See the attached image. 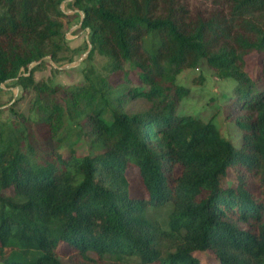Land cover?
Instances as JSON below:
<instances>
[{"label":"trees","instance_id":"16d2710c","mask_svg":"<svg viewBox=\"0 0 264 264\" xmlns=\"http://www.w3.org/2000/svg\"><path fill=\"white\" fill-rule=\"evenodd\" d=\"M211 1L205 11L180 0H0V86L32 87L39 104L29 67L67 49L61 5L121 82L91 67L64 91L65 107L38 105L41 147L0 122V264H62L60 244L78 264H264V87L244 72L256 52L264 78V0ZM202 61L236 83L238 143L215 118L174 114L176 75ZM138 95L152 108L130 116L123 105ZM65 116L88 123L87 155L61 151ZM129 169L146 198L130 196Z\"/></svg>","mask_w":264,"mask_h":264},{"label":"rangeland","instance_id":"374dc122","mask_svg":"<svg viewBox=\"0 0 264 264\" xmlns=\"http://www.w3.org/2000/svg\"><path fill=\"white\" fill-rule=\"evenodd\" d=\"M191 10H212L211 0H180ZM64 16L63 33L66 40L67 49L59 55L57 62L45 59L40 65H31L32 78L34 82L41 86L39 95L32 87L18 86L14 82L2 84L0 86V122L16 125L18 129L25 127L31 134V143L41 147L45 143L43 137L37 135L42 107L50 109L53 104L64 105V91L84 84V71L94 68L96 72L106 77L112 86L121 83L112 74H107L104 70L107 59L94 53L88 55V30L80 28L81 16L74 13L66 5H61ZM36 66V67H35ZM263 61L262 56L256 52H251L244 57V72L256 83L259 88L264 87L262 76ZM22 73L25 71L22 70ZM131 85H137L136 74L129 76ZM49 88H43V86ZM175 85L182 90L175 100L174 114L176 116H193L204 122L211 118L220 127L225 138L238 143L240 132L235 126V118L238 112H230L234 101V88L236 83L231 79L219 78L214 71L203 61L191 68L181 70L175 77ZM152 108V103L145 97L138 95L130 98L123 105V111L132 116L148 112ZM15 121V123L13 122ZM89 125L85 120L74 119L72 122L66 116L63 119L62 131L65 133V140L60 141L61 151H67L69 147L75 149L81 155L91 152L89 140L83 133L89 131ZM174 174L179 173V168H175ZM126 178L129 182V194L134 198H146V194L141 187L137 172L133 169L126 170ZM228 182L234 183L235 176L230 170L227 177ZM168 207L161 208L156 212V217L161 221L165 217ZM58 259L62 264H78L76 257L70 255L68 248L64 244L58 246ZM197 258L202 263H214V256L211 253L197 254ZM131 264H140L139 260L133 259Z\"/></svg>","mask_w":264,"mask_h":264}]
</instances>
